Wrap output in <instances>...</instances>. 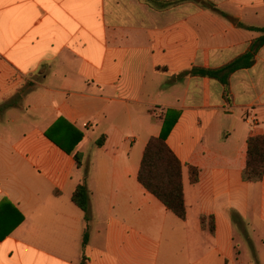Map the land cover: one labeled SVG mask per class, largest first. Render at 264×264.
<instances>
[{"label":"crops","instance_id":"0c3cea01","mask_svg":"<svg viewBox=\"0 0 264 264\" xmlns=\"http://www.w3.org/2000/svg\"><path fill=\"white\" fill-rule=\"evenodd\" d=\"M175 1L0 0V236L23 217L0 264H264V178L242 180L247 139L264 135V45L226 92L186 74L248 52L264 0H204L232 20ZM58 119L82 134L80 168L44 135ZM165 120L199 170L194 185L182 170L184 220L137 181Z\"/></svg>","mask_w":264,"mask_h":264},{"label":"trees","instance_id":"16d2710c","mask_svg":"<svg viewBox=\"0 0 264 264\" xmlns=\"http://www.w3.org/2000/svg\"><path fill=\"white\" fill-rule=\"evenodd\" d=\"M188 0H177L172 4H177ZM199 7L209 10L225 19H230L226 14L218 10L213 4L204 0H192ZM239 27H243L237 24ZM256 31L261 36L253 41L248 52L233 60L229 64L219 69H199L194 68L187 72V75L196 77H206L218 81L225 92L228 87L229 77L236 71L250 68L254 63V56L258 49L264 45V28H246ZM11 107L10 103H4L0 106V111ZM175 120L164 121L161 133L158 137H152L143 152L142 160L137 174V181L143 189L159 201L167 211L179 220L185 219V207L183 199L182 170L186 167L189 172V181L196 184L198 181L199 170L190 165H182L173 152L166 144V139L170 133ZM45 137L57 146L64 153L73 154L76 166L81 167V156L75 152L76 147L82 140V134L69 125L65 120L58 119L44 133ZM104 138L96 142L101 146ZM87 177V170L84 171V179ZM264 178V135L253 136L247 139L246 164L242 172V180L246 183L259 182ZM89 200L90 194L85 183L78 185L74 190L71 201L84 214L85 231L82 238L84 247L88 241V223L89 218ZM204 218H201V223ZM23 221L19 215L18 221L0 236V241L15 227ZM210 231H213L211 224Z\"/></svg>","mask_w":264,"mask_h":264},{"label":"rangeland","instance_id":"374dc122","mask_svg":"<svg viewBox=\"0 0 264 264\" xmlns=\"http://www.w3.org/2000/svg\"><path fill=\"white\" fill-rule=\"evenodd\" d=\"M29 84H32L31 82H28ZM27 88V87H26Z\"/></svg>","mask_w":264,"mask_h":264}]
</instances>
